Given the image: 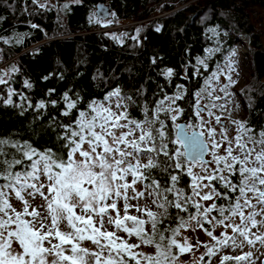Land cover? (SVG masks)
Listing matches in <instances>:
<instances>
[{"label": "snow or ice", "instance_id": "6c2138e0", "mask_svg": "<svg viewBox=\"0 0 264 264\" xmlns=\"http://www.w3.org/2000/svg\"><path fill=\"white\" fill-rule=\"evenodd\" d=\"M32 2L45 7L39 0ZM207 51L209 56L197 60L205 68L218 49ZM228 69L234 71L231 64ZM224 74L218 69L209 80ZM165 75L171 77L173 70L167 69ZM226 79L228 84L220 91L235 83L230 75ZM5 83L0 77V84ZM24 83L31 88L28 81ZM13 95L9 88L5 105L13 104ZM183 98L182 91L166 94L155 108L144 106L143 119H135L124 103L131 97L115 89L104 101L93 100L87 110L79 111L72 123L61 125L60 152L0 138V264H177L173 249L184 254L193 245L176 237L192 222L215 242L204 245L209 258L223 248H243L245 242L264 244L260 231L264 229V129L257 133L247 121L231 120L232 134L212 111L217 105L200 103L202 91L195 94L192 113L183 120L185 109L176 103ZM64 100L67 111L61 114L68 116L77 102L67 93ZM36 107L44 108L45 103ZM184 176L190 180L186 187L181 186ZM37 194L46 202L47 216L35 208L29 211L26 197L34 199ZM13 195L23 203L22 211L12 205ZM149 197L158 211L131 203ZM132 209L141 215H131ZM171 209L176 210L175 217ZM174 218L175 227L165 225ZM217 228L224 229L219 236L214 235ZM132 237L137 243L130 242ZM85 241L94 248L84 247ZM142 246L154 251H139ZM251 255H224L220 264L232 260L241 264ZM203 259L202 255L196 264Z\"/></svg>", "mask_w": 264, "mask_h": 264}, {"label": "trees", "instance_id": "16d2710c", "mask_svg": "<svg viewBox=\"0 0 264 264\" xmlns=\"http://www.w3.org/2000/svg\"><path fill=\"white\" fill-rule=\"evenodd\" d=\"M68 1L53 0L42 8L32 0H0V77L7 82L0 84V138L60 152L61 125L72 123L79 111L115 89L131 97L125 101L135 119H143L145 105L155 108L166 94L182 91L184 98L176 103L185 109L182 119L187 120L195 94L204 91L238 35L248 39L249 49L245 121L257 133L264 129V43L263 31L256 28L261 13L264 16V0ZM98 4L111 10L107 26L97 22ZM259 25H264L262 20ZM209 49L218 51L206 60L205 68L197 60L209 56ZM167 69L173 70L171 77L165 75ZM9 88L16 95L12 105H5ZM65 93L77 102L68 116L61 114L67 111ZM41 101L45 107L38 109ZM167 123L171 125L170 120ZM163 182L167 183L166 175ZM189 182L184 176L181 186ZM170 211L175 217L176 210ZM176 223L175 218L165 221L172 227Z\"/></svg>", "mask_w": 264, "mask_h": 264}, {"label": "rangeland", "instance_id": "374dc122", "mask_svg": "<svg viewBox=\"0 0 264 264\" xmlns=\"http://www.w3.org/2000/svg\"><path fill=\"white\" fill-rule=\"evenodd\" d=\"M53 0H39V3L42 5H47V3H52ZM68 2L75 3L76 0H69ZM264 24V16H262L260 21L256 24V28L258 30L263 31V38L262 41L264 43V25L261 27L259 23L261 22ZM100 25H107V20H99ZM136 27L137 25L134 24ZM248 39L244 36L237 37V42L235 41V47L232 48L227 55L225 56L224 61L219 64L214 72H217L218 69L221 70L224 75H219L218 80H208L205 82L203 86V92H202V99L200 100L201 104H215L217 105L216 108H213L212 111L216 114L221 116L222 121L228 125L232 131V134H235V127L231 125V120H240L245 121L248 117V103L246 102V99H244V94L248 91L249 83H250V70L247 66V60H246V51L248 52L249 49L247 47ZM234 53V54H233ZM228 64H231L234 71H229ZM230 75L232 80L235 82L233 85H230L227 89V93H231V95L226 94V92L220 91V89L225 85L228 84V80L226 79V76ZM211 84V87H208V84ZM248 88V89H247ZM211 93V95H209ZM221 97L220 99H214L215 97ZM104 101V99L102 100ZM111 103L115 105L116 98H112ZM126 104V101H124ZM223 105V108H220L219 106ZM30 203L29 211H32L33 208H35L42 216H47V207L46 202L42 197H40L38 194L33 199L32 197H26ZM11 203L15 207L17 211L23 210V203L15 198L13 195L11 198ZM122 203L121 202V214H123L122 209ZM132 204H139L141 207H148L151 208L150 203V197L147 199H139V200H133L131 201ZM131 215H141L140 213H137L135 209L130 210ZM46 224L50 223V220L44 221ZM238 222V221H237ZM39 226V224H37ZM176 226V224H175ZM174 226V227H175ZM62 228H64V225H61ZM108 230H114L110 225L107 226ZM206 228H210V225H204ZM64 230H67V228H64ZM150 230V227H149ZM224 231L223 228H217L214 232V235L219 236L220 232ZM256 229H253V232H256ZM260 231L264 232V229H261ZM229 234H231V230H228ZM121 235H123L121 233ZM187 238L189 243L193 245L191 252H186L184 254H179L178 249H173L174 252L177 253L179 259L177 264H196V261L203 255L204 259L203 261H200V264H220L221 257L224 255L229 256H238L243 255L244 253L251 252L252 255L248 261L241 262V264H264V244H261L260 242H257L255 245H249L246 242L244 243L243 248H223L215 256H212L209 258L207 255H205L207 249L204 247L205 244L212 245L215 243L211 240L210 237L206 235V233L203 231V229L199 228L195 222H192L190 227L188 229H181V233L179 236L176 237L177 241L180 243H183L184 239ZM242 239V238H240ZM197 241L200 243L198 244ZM131 243H137V240L135 237H132L130 240ZM239 242V239H238ZM84 247L87 248H94V246L88 242L85 241L83 244ZM139 251H143L145 253H152L154 249L150 246H142ZM234 261V260H233ZM234 264L236 262L234 261Z\"/></svg>", "mask_w": 264, "mask_h": 264}, {"label": "water", "instance_id": "95a60500", "mask_svg": "<svg viewBox=\"0 0 264 264\" xmlns=\"http://www.w3.org/2000/svg\"><path fill=\"white\" fill-rule=\"evenodd\" d=\"M94 14L97 19L108 20L110 18L111 10L104 4H98L95 8Z\"/></svg>", "mask_w": 264, "mask_h": 264}]
</instances>
